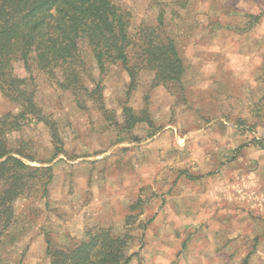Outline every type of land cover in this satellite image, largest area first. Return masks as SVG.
Returning <instances> with one entry per match:
<instances>
[{"label": "rangeland", "instance_id": "374dc122", "mask_svg": "<svg viewBox=\"0 0 264 264\" xmlns=\"http://www.w3.org/2000/svg\"><path fill=\"white\" fill-rule=\"evenodd\" d=\"M122 4L134 32L163 14L185 62L182 87L155 85L140 69L128 95L131 77L117 63L103 79L105 113L40 85L64 152L36 118L10 133L11 145H29V164L52 165L55 176L48 204L16 201L18 237L1 254L49 264L48 239L72 245L101 225L131 233L129 264H264V0ZM126 105L147 108L150 122L123 129ZM18 110L0 90V116Z\"/></svg>", "mask_w": 264, "mask_h": 264}, {"label": "trees", "instance_id": "16d2710c", "mask_svg": "<svg viewBox=\"0 0 264 264\" xmlns=\"http://www.w3.org/2000/svg\"><path fill=\"white\" fill-rule=\"evenodd\" d=\"M122 1L0 0V90L19 106L17 112L0 116V264H7L1 248L18 237L16 201L41 198L48 204L55 176L52 165L29 164L26 160H34L29 145H11L10 133L36 118L49 125L57 153L64 152L57 125L39 99L40 85L56 86L82 108L88 101L96 102L105 113L103 79L117 63L131 77L128 95L137 87L140 69L154 73L155 85L182 87L185 62L163 14L156 24H141L134 32L132 11ZM250 17L258 22L261 15ZM124 115L123 129L128 131L141 121L150 122L147 108L138 115L126 105ZM131 239L128 230L118 234L112 227L88 226L85 238L72 245L48 239L49 264H129Z\"/></svg>", "mask_w": 264, "mask_h": 264}]
</instances>
